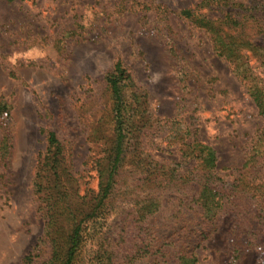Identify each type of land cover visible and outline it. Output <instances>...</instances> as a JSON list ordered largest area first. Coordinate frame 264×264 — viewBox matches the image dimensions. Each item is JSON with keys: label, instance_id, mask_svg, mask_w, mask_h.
Masks as SVG:
<instances>
[{"label": "rangeland", "instance_id": "1", "mask_svg": "<svg viewBox=\"0 0 264 264\" xmlns=\"http://www.w3.org/2000/svg\"><path fill=\"white\" fill-rule=\"evenodd\" d=\"M235 1L259 3L264 10V0ZM199 2L0 0V104L8 107L0 114V264H23L29 256L32 264H43L50 258L35 191L47 132L57 135L83 189H98V145L114 128L106 78L118 62L147 102L152 122L143 137L146 155L192 170L195 162L181 158L179 140L169 133L179 124L187 127V142L197 139L215 150L219 176L228 188L239 181L264 133V117L208 34L180 16ZM257 15L264 17V12ZM258 35L255 41L264 47V33ZM250 62L264 84L260 56ZM133 160L129 154L100 247L115 255L113 263L150 264L134 254L136 237L143 234L132 220V211L140 208ZM259 161L251 178L262 185L264 157ZM166 195V210L150 223L169 215L174 198ZM228 200L219 230L198 250V264H264V197L250 198L249 212L239 210L242 216ZM239 223L244 228L235 236ZM233 239L242 254L234 252ZM95 249L89 240L81 264H89Z\"/></svg>", "mask_w": 264, "mask_h": 264}, {"label": "trees", "instance_id": "2", "mask_svg": "<svg viewBox=\"0 0 264 264\" xmlns=\"http://www.w3.org/2000/svg\"><path fill=\"white\" fill-rule=\"evenodd\" d=\"M258 6L259 3L246 6L235 0H200L197 9L183 10L180 16L208 34L214 51L230 64L246 86L259 115L264 117V84L250 62L258 55L264 63V47L255 41L258 33H264V17L257 15L264 10ZM208 13H218L220 17L209 18ZM106 81L114 102V128L110 136L101 140L103 145H98V189H83L57 135L46 133V149L35 178L51 249L49 260L43 264H81L89 240L96 247L89 264H117L113 263V253L101 250V230L112 211L114 196L121 189V174L129 154L138 172L133 188L136 205L140 206L132 211V220L143 234L136 237L134 254L145 257L150 264H198V250L219 230L228 198L242 216L239 210L249 212L250 198L264 197V184L258 185L256 178H251V169L264 157V133L239 181L228 188L219 176L215 150L197 139L187 142V127L176 124L178 127L171 128L169 133L179 140L181 158L195 162L192 170L182 171L181 163L161 164L146 155L143 137L152 122L147 102L134 91L132 76L121 62ZM6 110L8 107L0 104V114ZM166 194L174 198L169 215L163 222L150 223L166 210ZM242 227V223L234 226L235 236ZM238 245L233 239L234 252L242 254ZM33 261L29 256L23 264Z\"/></svg>", "mask_w": 264, "mask_h": 264}]
</instances>
